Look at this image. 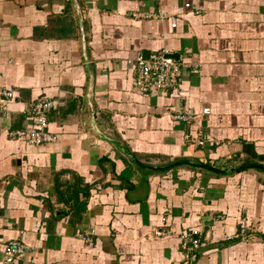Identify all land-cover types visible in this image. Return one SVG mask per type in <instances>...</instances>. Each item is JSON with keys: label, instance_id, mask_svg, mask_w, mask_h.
<instances>
[{"label": "crops", "instance_id": "obj_1", "mask_svg": "<svg viewBox=\"0 0 264 264\" xmlns=\"http://www.w3.org/2000/svg\"><path fill=\"white\" fill-rule=\"evenodd\" d=\"M158 11L177 26L145 18ZM159 50L181 61L182 84L140 96L132 61ZM2 86L13 96L0 105V264L13 239L27 249L12 264H264L262 171L148 173L103 137L147 165L264 166V0H0ZM43 100L57 140L34 146L13 132ZM177 109L195 119L172 120ZM199 128L201 146L187 138ZM56 178L63 192L90 189L76 224L60 217ZM163 218L173 236L154 235ZM184 231L200 242L188 256Z\"/></svg>", "mask_w": 264, "mask_h": 264}, {"label": "built area", "instance_id": "obj_2", "mask_svg": "<svg viewBox=\"0 0 264 264\" xmlns=\"http://www.w3.org/2000/svg\"><path fill=\"white\" fill-rule=\"evenodd\" d=\"M189 6V4H187ZM163 11H158L157 14L149 13L146 17H164ZM175 21V19H174ZM175 26L176 24L173 23ZM181 76V67L178 61L170 56V52L163 50L149 57L138 56L135 66V85L141 93H151L150 91H160L162 88H172L178 84ZM11 91L7 87H0V105L2 101L11 95ZM55 105L54 100L40 101L33 104L29 109V124L23 128L13 132V135L26 140L29 144L39 146L49 144L57 140V135L49 130V112ZM175 120L191 121L194 119V114L189 110L178 109L172 114ZM204 139V138H203ZM203 139L199 138V143H203ZM87 243L93 244L89 238L85 239ZM199 239L192 233H187L183 240L185 248L199 247ZM27 246L22 241H10L4 249L5 263L12 264L14 260L24 253Z\"/></svg>", "mask_w": 264, "mask_h": 264}, {"label": "rangeland", "instance_id": "obj_3", "mask_svg": "<svg viewBox=\"0 0 264 264\" xmlns=\"http://www.w3.org/2000/svg\"><path fill=\"white\" fill-rule=\"evenodd\" d=\"M186 6H187V4H186ZM187 7H190V4H189V6H187ZM154 14H157L158 12H153ZM165 13V12H164ZM149 14V13H148ZM134 16H138L137 14H133ZM145 18H149V17H145ZM152 19H157V20H163V19H166V20H170L171 21V26L173 27V28H175L176 26H177V23H176V17L175 16H171V15H168V14H164V17H162V18H158V17H152ZM174 19H175V21H174ZM173 23H175L176 25L174 26L173 25ZM163 50H159V51H156V52H153V53H150V54H137L135 57H134V59H133V61H132V63L134 64V68H135V66H136V58L138 57V56H142V57H149V56H152V55H154V54H156V53H160V52H162ZM170 56H171V54H170ZM172 57V56H171ZM176 61H178V63L180 64V67H181V75H182V67H183V65H182V63H181V61L180 60H176ZM135 72V71H134ZM134 78H135V73H134V76H133V79H132V86H133V88L135 89V91L140 95V96H143V97H149V96H160V95H162V94H171V93H174V92H176L179 88H180V86H181V84H182V80H181V76L179 77V81H178V84L176 85V86H174V87H172V88H170V87H168V88H162V89H160V91H157V90H153V91H150L151 93H147V94H145V93H141V92H139V90H138V87L135 85V80H134ZM5 87V86H4ZM10 90V89H9ZM11 91V90H10ZM11 93V95L10 96H8V97H6L5 99H4V101H2V103H6L12 96H13V93L12 92H10ZM44 101V100H43ZM45 101H50V100H45ZM38 102H40V101H38ZM178 110V109H177ZM176 110V111H177ZM182 110V109H181ZM28 111L30 112V109H28ZM176 111H174L173 113H175ZM173 113H171L170 114V117H171V119L172 120H174V121H177V122H189V121H182V120H175V119H173L172 118V114ZM28 116H29V113H28ZM194 119H195V117H194ZM49 130H50V120H49ZM51 131V130H50ZM52 132V131H51ZM52 133H54V132H52ZM194 132H191V134H188L187 135V138H189V141H191V142H194L195 144H197L198 146H201L202 144H200L199 143V138H201V139H203L204 138V131H203V129L202 128H199L196 132H195V134H197V136L194 138V136L192 135ZM55 134V133H54ZM204 140V139H203ZM26 141V140H25ZM27 142V141H26ZM28 143V142H27ZM29 144V143H28ZM122 151V150H121ZM202 163H206V162H202ZM220 163L221 164H223V165H219V166H223L224 168L225 167H227V168H231V166H234L233 164H231V166L229 165V164H226V162L225 161H220ZM209 164V163H208ZM240 163H238L237 162V166H240L239 165ZM249 164H251V163H249ZM235 165V166H236ZM218 166V167H219ZM230 171H234V170H230ZM213 173V172H212ZM215 174H218V173H215ZM226 174H228V173H226ZM226 174H221V175H226ZM163 220L165 221V224L163 225L165 228H167V229H164V227H156L155 229H154V235L155 236H157V237H163V236H171L172 234L174 235V232H173V230H171V228L170 227H168V220L166 219V218H163ZM187 233H189V232H187V231H184V232H181V233H179V235H178V239H179V245H180V247L183 249V250H185V252H186V256H188L189 255V252H191V251H193L194 249L190 246V247H188V248H185V246L183 245V240L185 239V236H186V234ZM172 235V236H173ZM244 235V233H242V234H239L238 236L239 237H241V236H243ZM14 240H19V239H13V240H10V241H14ZM10 241H8V242H6V244H5V246H4V249H5V247H6V245H8L9 244V242ZM89 244V243H88ZM89 245H93V244H89ZM92 247V246H91ZM4 249H3V251H4ZM195 249H197V248H195ZM5 260V259H4Z\"/></svg>", "mask_w": 264, "mask_h": 264}, {"label": "water", "instance_id": "obj_4", "mask_svg": "<svg viewBox=\"0 0 264 264\" xmlns=\"http://www.w3.org/2000/svg\"><path fill=\"white\" fill-rule=\"evenodd\" d=\"M80 29H81V33H82V51L83 54L85 56V58H87V43H86V37H85V31H84V26L82 23V20L80 21ZM93 125L95 126V122H94V110H93ZM105 137L106 140H108L109 142H111L112 144H114L115 146H117L119 149H121L127 156L131 157L138 166H140L143 169H147V170H152V171H157V172H165V171H169L171 169L177 168L179 166H183V165H188V166H193L195 168H200V169H204L207 170L209 172H213V173H218V174H226L229 170H247V169H259L262 170L264 172V166L261 164H257V163H251V164H245L240 166L239 168H219L218 166L221 164L220 162H217L216 165H209L207 163H198V162H194L192 160H179L176 162H172L169 164H164V165H157V166H153V165H147L143 162H141L139 159L136 158V156L129 151L122 143L117 142L115 139L112 138H108L107 136H103Z\"/></svg>", "mask_w": 264, "mask_h": 264}, {"label": "trees", "instance_id": "obj_5", "mask_svg": "<svg viewBox=\"0 0 264 264\" xmlns=\"http://www.w3.org/2000/svg\"><path fill=\"white\" fill-rule=\"evenodd\" d=\"M123 145L125 146V144H123ZM134 155L136 156V154H134ZM151 159H157L159 161V163L156 164V165H161L162 164V160H163L162 156H154V157H151ZM129 160L133 164H135L137 166V168L145 171L144 169L140 168L132 158L129 157ZM160 162H161V164H160ZM237 171L238 170L235 169L234 171H229L228 174H233V173H236ZM259 171H262V170H259ZM145 172L155 173L156 171L149 170V171H145ZM57 174H58L57 176H60L62 173H57ZM55 184H56V186H55L56 188L55 189H56V191L58 193V196L60 197V199L63 202V204H65V206L67 207V209L63 212V215L60 216V217H64L65 215H68V214L72 213L73 216H75L72 219L73 223L76 224V223L80 222L81 221L82 212L84 210H86V207H87V199L89 197V190L90 189L88 187H83L82 190H76L77 192L72 191L71 193H69L68 191L63 192L62 190H60L59 186L57 185L58 184V179L57 178H56ZM80 192L83 193L82 195H84L83 200H80L81 199L80 196H79ZM49 206H50V203H49ZM54 219H59V216L55 215ZM86 238L91 239L92 242L94 243L93 238L88 233L83 236L84 240ZM85 242H86V240H85Z\"/></svg>", "mask_w": 264, "mask_h": 264}]
</instances>
